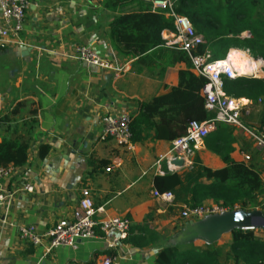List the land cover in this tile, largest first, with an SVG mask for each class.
<instances>
[{
	"label": "crops",
	"instance_id": "crops-1",
	"mask_svg": "<svg viewBox=\"0 0 264 264\" xmlns=\"http://www.w3.org/2000/svg\"><path fill=\"white\" fill-rule=\"evenodd\" d=\"M108 1L29 0L18 43L12 38L0 45V64L9 70L0 80V139L17 138L29 145L27 162L8 166L11 176L0 180V189L8 195L0 207V264H102L108 258L111 264H154L167 245L202 248L214 244L227 250L231 242L233 229L226 215L230 211L183 219L184 204L173 199L168 205L153 196L156 176L191 166L190 161H183L182 167L173 168L168 161L176 156L173 141L198 116L197 106L166 122V140H152L151 133L142 143L131 142V149L113 140H99L101 119L108 110L135 116L141 103L176 87L178 72L186 69L179 63L161 72L154 58L141 61L118 54L109 36L110 23L132 8ZM78 45L88 46L111 68L74 60L73 49ZM3 55L8 56L5 64ZM189 71L197 75L191 67ZM263 78V72L256 77ZM239 100L244 106L240 122L260 132L259 100L257 104ZM234 135L231 159L249 163L245 157L250 156L247 146L251 145L257 153L250 163L263 181L264 155L246 132L237 128ZM41 145L50 149L44 159L38 156ZM196 153L203 166L224 167L202 145ZM100 162L108 165L105 168ZM27 185L32 191L25 190ZM83 188L90 191L98 221L127 218L130 227L146 226L155 233L149 244L135 247L119 241L109 248L115 237L111 233L81 241L76 249L60 247L46 253L45 239L32 246L20 237L22 227L34 226L43 234L58 221L70 219ZM255 199L259 205L253 210L264 212L263 193ZM236 210L237 206L232 211ZM257 233L263 241L264 235Z\"/></svg>",
	"mask_w": 264,
	"mask_h": 264
},
{
	"label": "trees",
	"instance_id": "trees-1",
	"mask_svg": "<svg viewBox=\"0 0 264 264\" xmlns=\"http://www.w3.org/2000/svg\"><path fill=\"white\" fill-rule=\"evenodd\" d=\"M117 1L132 8L131 12L122 13L110 23L109 36L118 54L141 61L154 58L161 72L179 63L186 66L185 70L178 72L176 87L141 103L138 113L130 117L131 142L142 143L149 139L151 133L152 140L168 139L166 122L193 106H197L198 115L194 120L213 118V113L204 111V99L200 95L206 80L189 71L190 61L185 52L175 46L167 47L161 37L162 30H173V19L167 16L166 11H153L150 3L144 0ZM170 1L173 13L186 17L194 31L204 38L205 43L198 52L208 50L211 60H219L231 48L234 51L230 54L246 51L249 58L259 57L264 61V0ZM262 72L264 75V66ZM223 91L235 99L255 104L259 100L261 132L264 128V78L241 76L234 80L224 79ZM243 121L241 123L246 128ZM236 129L217 123L215 130L202 141L205 150L221 159L222 169L212 170L203 166L195 153L190 160V168L171 172L164 170V175L153 179L154 188L160 193L171 192L174 203H182L188 208L210 201L230 211L236 206L239 210L253 211L259 205L255 196L263 193L261 174L250 163L257 151L251 145L247 146L250 155L247 164L231 159ZM28 147V143L20 139L1 137L0 167L23 166L28 160ZM49 150L47 145H41L39 158L44 159ZM100 163L105 168L108 165ZM255 233V230L234 228L227 250L214 244L202 248L167 245L158 252L154 264H264V240H258ZM154 234L146 226H132L122 242L143 247L149 244Z\"/></svg>",
	"mask_w": 264,
	"mask_h": 264
},
{
	"label": "built area",
	"instance_id": "built-area-1",
	"mask_svg": "<svg viewBox=\"0 0 264 264\" xmlns=\"http://www.w3.org/2000/svg\"><path fill=\"white\" fill-rule=\"evenodd\" d=\"M150 3L153 11H166L167 16L173 19V30L165 29L161 32L162 39L167 47H176L185 52L190 61L191 69L203 77L206 82L202 87V97L204 99V110L213 113L214 117L204 121L193 120L188 123L185 133L175 139L172 143V150L177 158L183 161H190L192 156L202 145V141L209 133L215 130V125L221 123L233 126L246 132L251 138L254 147L264 155V128L261 132L251 131L245 128L240 122V114L244 106L239 99L227 96L223 91V80H234L241 76L256 78L264 66L262 58H251L254 61L250 71L238 69L234 63L229 61V52L223 59L211 60L208 50L198 52V48L205 41L197 34L190 21L183 16L173 13L172 2L170 0H144ZM29 7V0H0V45L8 43L12 38L18 43L20 33L23 31L26 11ZM20 44L22 42L19 40ZM248 53V52H247ZM72 58L85 65L111 68L104 60L100 59L88 46L78 45L74 47ZM130 117L126 114L114 113L111 109L103 116L100 123L99 140H113L119 146L131 149V134L129 129ZM170 160V161H171ZM248 160V157H245ZM169 167H173L169 164ZM111 169H106L110 172ZM10 168L0 167V180L11 176ZM263 196H264V179ZM27 192L32 191L30 186L24 187ZM153 196L161 199L168 205L173 203L171 192L160 193L153 191ZM8 195L0 189V207L6 202ZM264 208V203H263ZM230 210L220 207L218 204H202L194 208L183 206L180 216L183 219H200L204 216L226 213ZM95 209L90 191L83 188L76 208L72 212L70 219L60 220L43 234H39L34 226L22 227L19 229L20 237L28 241L32 246H39L45 239L47 245L46 253L54 249L63 247L76 249L81 241L106 238L111 233L114 239L108 244L113 248L116 243L123 241L129 231V220L127 218H111L105 221L96 219ZM244 230V229H243ZM101 234V236L99 235ZM102 264H111V258L105 259Z\"/></svg>",
	"mask_w": 264,
	"mask_h": 264
},
{
	"label": "water",
	"instance_id": "water-1",
	"mask_svg": "<svg viewBox=\"0 0 264 264\" xmlns=\"http://www.w3.org/2000/svg\"><path fill=\"white\" fill-rule=\"evenodd\" d=\"M169 164L173 168H180L183 166V160L173 159L169 161ZM227 218L230 220L229 229L239 228L244 230H264V213L259 211L246 212L243 210L230 211L226 214Z\"/></svg>",
	"mask_w": 264,
	"mask_h": 264
},
{
	"label": "bare ground",
	"instance_id": "bare-ground-1",
	"mask_svg": "<svg viewBox=\"0 0 264 264\" xmlns=\"http://www.w3.org/2000/svg\"><path fill=\"white\" fill-rule=\"evenodd\" d=\"M229 61H231L232 63H234V65L238 68L241 69L242 71H250L253 68L252 63H254L252 61L251 58H249L248 53L246 51H243L242 53H238V54H230L229 53ZM246 67L247 69L243 68Z\"/></svg>",
	"mask_w": 264,
	"mask_h": 264
},
{
	"label": "rangeland",
	"instance_id": "rangeland-1",
	"mask_svg": "<svg viewBox=\"0 0 264 264\" xmlns=\"http://www.w3.org/2000/svg\"><path fill=\"white\" fill-rule=\"evenodd\" d=\"M242 52H243V51H242ZM6 57H8V56H7V55H5V56L3 55L2 59H1L2 64H5V62L7 61V60H6V59H7ZM2 69H3V70H2ZM244 69H247V68L244 67L243 70H244ZM4 73H5V74H6V73H9V70L4 69V67L1 66V64H0V80H2L1 78L5 77V76H4ZM253 211H259V212H261L262 210L257 209V210H253ZM261 213H264V212H261ZM255 231L258 232L257 235H259V236L264 235V230H263V229H256Z\"/></svg>",
	"mask_w": 264,
	"mask_h": 264
}]
</instances>
